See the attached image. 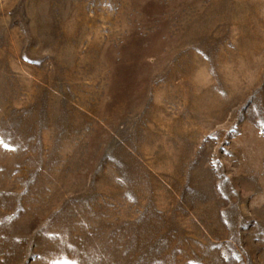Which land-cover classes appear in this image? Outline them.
I'll return each instance as SVG.
<instances>
[{
	"label": "rangeland",
	"instance_id": "obj_1",
	"mask_svg": "<svg viewBox=\"0 0 264 264\" xmlns=\"http://www.w3.org/2000/svg\"><path fill=\"white\" fill-rule=\"evenodd\" d=\"M0 264H264V0H0Z\"/></svg>",
	"mask_w": 264,
	"mask_h": 264
}]
</instances>
